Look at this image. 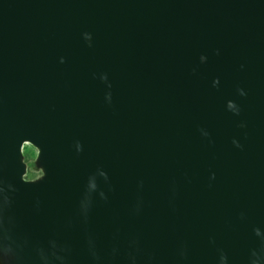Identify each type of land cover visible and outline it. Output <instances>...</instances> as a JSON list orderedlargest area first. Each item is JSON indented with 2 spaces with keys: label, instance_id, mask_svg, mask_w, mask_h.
I'll return each mask as SVG.
<instances>
[{
  "label": "water",
  "instance_id": "1",
  "mask_svg": "<svg viewBox=\"0 0 264 264\" xmlns=\"http://www.w3.org/2000/svg\"><path fill=\"white\" fill-rule=\"evenodd\" d=\"M0 264H264V0H0Z\"/></svg>",
  "mask_w": 264,
  "mask_h": 264
},
{
  "label": "rangeland",
  "instance_id": "2",
  "mask_svg": "<svg viewBox=\"0 0 264 264\" xmlns=\"http://www.w3.org/2000/svg\"><path fill=\"white\" fill-rule=\"evenodd\" d=\"M24 149H25V154L27 157L26 160L33 158L36 155V152H37L36 149L30 144L25 145ZM36 176H37V173H33V172L28 173L29 178H34Z\"/></svg>",
  "mask_w": 264,
  "mask_h": 264
}]
</instances>
